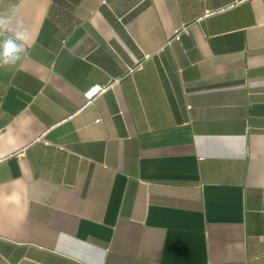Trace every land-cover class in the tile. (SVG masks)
<instances>
[{
  "label": "crops",
  "instance_id": "crops-1",
  "mask_svg": "<svg viewBox=\"0 0 264 264\" xmlns=\"http://www.w3.org/2000/svg\"><path fill=\"white\" fill-rule=\"evenodd\" d=\"M0 14V264H264V0Z\"/></svg>",
  "mask_w": 264,
  "mask_h": 264
},
{
  "label": "clouds",
  "instance_id": "clouds-1",
  "mask_svg": "<svg viewBox=\"0 0 264 264\" xmlns=\"http://www.w3.org/2000/svg\"><path fill=\"white\" fill-rule=\"evenodd\" d=\"M0 36L3 37L0 39V67L16 65L25 52L30 39L29 32L20 23L12 27L11 17L0 14Z\"/></svg>",
  "mask_w": 264,
  "mask_h": 264
},
{
  "label": "built area",
  "instance_id": "built-area-1",
  "mask_svg": "<svg viewBox=\"0 0 264 264\" xmlns=\"http://www.w3.org/2000/svg\"><path fill=\"white\" fill-rule=\"evenodd\" d=\"M187 27L184 26L182 29H178L175 32V38L180 39V35L183 31H186ZM146 57H150L149 54L146 55ZM110 87V84L107 85H95L91 89H89L87 92L84 93V97L88 102H92L96 99V97L103 92H105Z\"/></svg>",
  "mask_w": 264,
  "mask_h": 264
}]
</instances>
